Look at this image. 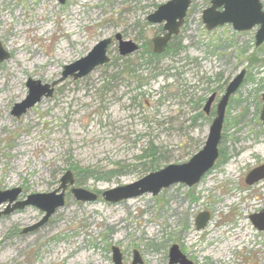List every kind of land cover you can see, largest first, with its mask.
<instances>
[{"label": "rangeland", "instance_id": "obj_1", "mask_svg": "<svg viewBox=\"0 0 264 264\" xmlns=\"http://www.w3.org/2000/svg\"><path fill=\"white\" fill-rule=\"evenodd\" d=\"M167 1L0 0V43L9 53L0 63V191L20 187L17 199L24 200L58 188L70 171L74 187L98 195L81 202L68 185L63 206L29 232L23 229L44 211L28 205L0 214V264H113L111 246L120 249L122 264H131L134 250L144 264H169L172 244L192 264H264V232L249 219L264 209V179L248 185L244 178L264 162V42L255 46L258 26L205 29L201 15L210 0H192L172 40L181 43L179 53L138 67V85L118 73L126 57L114 36L138 44L127 55L135 65L141 45L162 33V24L146 17ZM109 37V64L79 80L68 77L20 117L10 113L26 97L27 78L56 81L64 65ZM240 70L246 73L224 113L219 159L199 183L116 203L103 199L101 192L151 172L138 158L146 147L159 154L154 171L199 151L216 106L205 115L203 104ZM87 167L119 171L103 180L78 176ZM202 211L210 216L198 230Z\"/></svg>", "mask_w": 264, "mask_h": 264}, {"label": "water", "instance_id": "obj_2", "mask_svg": "<svg viewBox=\"0 0 264 264\" xmlns=\"http://www.w3.org/2000/svg\"><path fill=\"white\" fill-rule=\"evenodd\" d=\"M63 4L65 0H58ZM192 0H169L158 6L150 15L146 17L147 22L162 24V34L152 38V48L155 53L163 54V51L169 44L173 35L179 34V29L184 23V17ZM201 19L207 30H213L218 26L230 24L235 31H248L254 26L258 29L254 35L255 46L264 42V4L262 0H210L209 6L204 8ZM117 42L118 54L121 56L131 55L138 49V44L132 40L123 39L121 33L114 36ZM112 38L101 39L93 46L88 53L67 65H64L60 77L51 83H42L40 80L26 79L27 94L20 102H16L11 108L10 113L14 117H20L25 114L27 109L36 105L42 98L51 97L54 88L58 83L68 79L79 80L88 75L95 68L100 67L110 61L107 50ZM9 57V53L3 49L0 43V63ZM246 71L240 72L234 76L226 86L223 95L217 102L215 117L209 124V130L204 145L199 151L189 157L188 161L179 164H168L163 168L148 173L146 176L137 179V181L116 186V188L107 189L101 192L104 200L112 203L127 200L128 198H137L143 194L151 193L153 196L159 194L163 188L170 185L183 183L190 187L198 183L201 177L208 172L214 165L219 154L218 144L221 140V129L224 120V112L231 94H233L242 83ZM215 94L212 93L205 102L203 110L209 112L211 103ZM263 102L260 111V121L264 124V92L261 95ZM264 179V164L255 166L245 176V182L249 185ZM74 178L70 171H65L60 179L59 187L48 193H33L26 199L18 200L17 197L21 188H12L0 191V205L5 204V208L0 210V214H10V212L23 208L24 206L33 205L44 211L40 221L27 227L24 232L44 224L48 217L61 208L65 202V191L68 185L72 186L70 193L76 200L84 202H94L98 195L84 188L74 187ZM209 212L202 211L195 217L196 228L203 229L209 220ZM253 226L264 232V209L256 214L249 216ZM113 264H122V255L119 248L111 246ZM169 264H192L186 256L182 255L178 245L172 244L168 250ZM131 264H144L142 258L136 250L133 251Z\"/></svg>", "mask_w": 264, "mask_h": 264}, {"label": "trees", "instance_id": "obj_3", "mask_svg": "<svg viewBox=\"0 0 264 264\" xmlns=\"http://www.w3.org/2000/svg\"><path fill=\"white\" fill-rule=\"evenodd\" d=\"M161 30V29H160ZM176 36H173L175 38ZM172 38V40H173ZM169 41L168 46L166 49L163 51V54H158L153 51L152 48V43L146 42L141 45V52L140 56L135 60V65L133 63V60L129 61L127 60L128 56L126 57V61L122 64L121 71H118V73L121 74H126L128 76H134L137 84L141 85L142 82V74H137V69L140 67L142 64L150 65L153 63V61H157L159 58L163 57V55L170 54L171 56H174L179 53V50L181 49V43H175V41ZM130 56V55H129ZM124 56H121L123 58ZM111 62V59L108 63ZM224 90V89H223ZM220 156V154H219ZM139 159H144L147 162H143L142 166L144 168L148 167L147 169L149 171H153L155 167L158 164L159 160V154L158 152L153 148V146L146 147V149H143V152L138 156ZM219 158V157H218ZM123 168L122 166H119V169ZM78 171L76 172H81L85 174L86 177L88 178H95L97 180H103L104 178H107L113 174H115L119 170H113V169H90L89 167L83 168V170L77 169ZM80 176V174H78Z\"/></svg>", "mask_w": 264, "mask_h": 264}, {"label": "flooded vegetation", "instance_id": "obj_4", "mask_svg": "<svg viewBox=\"0 0 264 264\" xmlns=\"http://www.w3.org/2000/svg\"><path fill=\"white\" fill-rule=\"evenodd\" d=\"M212 93H214L215 94V97H214V100H213V102H212V105H211V108H212V106L214 105V104H216V102L219 100V98H220V96L222 95V92H212ZM211 108H210V110H209V112L208 113H204L205 115H209L210 114V112H211ZM215 108H216V106H215ZM214 113H215V110H214ZM214 115V114H213ZM262 164H264V162H262V163H260V164H258V165H262Z\"/></svg>", "mask_w": 264, "mask_h": 264}]
</instances>
